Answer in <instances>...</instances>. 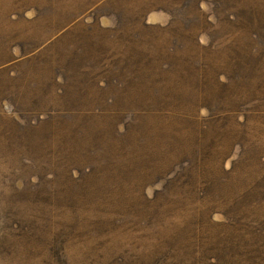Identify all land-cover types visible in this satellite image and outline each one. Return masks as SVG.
I'll return each mask as SVG.
<instances>
[{
    "label": "rangeland",
    "instance_id": "1",
    "mask_svg": "<svg viewBox=\"0 0 264 264\" xmlns=\"http://www.w3.org/2000/svg\"><path fill=\"white\" fill-rule=\"evenodd\" d=\"M263 189L264 0H0V264H264Z\"/></svg>",
    "mask_w": 264,
    "mask_h": 264
},
{
    "label": "trees",
    "instance_id": "2",
    "mask_svg": "<svg viewBox=\"0 0 264 264\" xmlns=\"http://www.w3.org/2000/svg\"><path fill=\"white\" fill-rule=\"evenodd\" d=\"M255 189V186L253 185L251 188V192ZM264 190V189H263ZM235 206H239L241 209L242 207L240 206L239 200H236L234 203H232ZM231 204V205H232ZM228 211V210H227ZM232 213V211H229ZM242 219L247 222H253L256 221V228L254 227L253 229H260L261 224L264 223V213L262 215H242ZM262 222V223H261ZM247 228H251L248 223H246Z\"/></svg>",
    "mask_w": 264,
    "mask_h": 264
}]
</instances>
